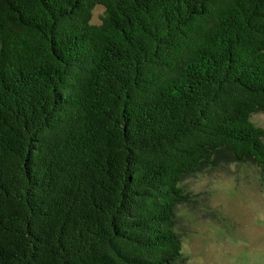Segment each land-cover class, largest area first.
<instances>
[{"label": "trees", "instance_id": "obj_1", "mask_svg": "<svg viewBox=\"0 0 264 264\" xmlns=\"http://www.w3.org/2000/svg\"><path fill=\"white\" fill-rule=\"evenodd\" d=\"M259 111L264 0H0V264H183L182 180L264 165Z\"/></svg>", "mask_w": 264, "mask_h": 264}, {"label": "rangeland", "instance_id": "obj_2", "mask_svg": "<svg viewBox=\"0 0 264 264\" xmlns=\"http://www.w3.org/2000/svg\"><path fill=\"white\" fill-rule=\"evenodd\" d=\"M103 11L94 9L93 22ZM252 120L264 127V112ZM182 185L190 193L176 211L183 264H264V165L217 153Z\"/></svg>", "mask_w": 264, "mask_h": 264}]
</instances>
